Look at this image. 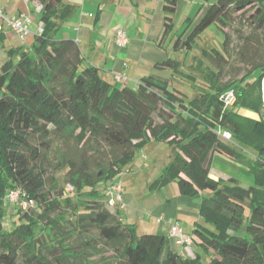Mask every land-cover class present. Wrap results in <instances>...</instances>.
Instances as JSON below:
<instances>
[{
	"label": "trees",
	"instance_id": "obj_1",
	"mask_svg": "<svg viewBox=\"0 0 264 264\" xmlns=\"http://www.w3.org/2000/svg\"><path fill=\"white\" fill-rule=\"evenodd\" d=\"M38 2L42 34H36L29 50L6 51L8 60L0 67V264H88V255L77 253L67 240L76 235L88 246L84 236L92 229L110 247L118 248L117 264H202L199 254L188 258L166 251L163 235H138L106 203L103 193L115 183L113 178L150 141L174 148L152 189L175 183L182 196L210 194L202 197V225L193 231L194 244L209 257L207 264H264V64L253 68L259 69L257 76L252 70L225 86L218 83L219 71H200L202 83L191 99L173 82L175 76L185 81L195 77L190 71L183 73L181 63L171 58L155 65L170 71V79L148 76L136 88L109 83L85 63L73 40L54 39L58 21L70 13L63 0ZM176 5L177 0H165L167 31ZM254 6L264 33V0H202L199 20L195 24L187 20L174 40V51L191 50L196 36L211 25H219L223 32L229 10L244 12ZM215 58L224 57L216 53ZM230 89L236 101L226 107L221 95ZM242 110L256 118L243 115ZM218 130L230 132L231 141H222ZM53 143H73L79 149L80 155L71 152L65 163L74 199L68 192L52 197L46 189L43 161ZM88 153L94 157L96 171L89 169ZM214 155L241 164L254 185L244 187L234 177L212 178ZM11 191H19L20 199L31 201L38 212L35 217L18 216L6 229ZM8 218L14 219L9 211Z\"/></svg>",
	"mask_w": 264,
	"mask_h": 264
},
{
	"label": "crops",
	"instance_id": "obj_2",
	"mask_svg": "<svg viewBox=\"0 0 264 264\" xmlns=\"http://www.w3.org/2000/svg\"><path fill=\"white\" fill-rule=\"evenodd\" d=\"M191 1L177 0L172 28L167 31L163 10L165 0H63L62 5L68 7L70 13L58 21L54 39L73 40L85 63L98 69L109 83H114V75H122L125 80L119 84L130 88H136L148 76L170 79V71L157 69L155 65L172 58L174 40L187 20L194 19V24L199 20L198 9L191 18L195 11ZM0 9L10 17L29 14L32 20L31 34L24 40L7 27L0 31L1 67L8 60L6 51L32 46L36 30L42 24L39 22L41 5L38 0L27 5L21 0H0ZM119 28L126 31L128 42L124 47H118L114 40ZM241 113L256 118L248 111L242 110ZM173 154L174 148L167 143L150 141L143 146L138 151L139 159L135 156L124 168L127 169L126 176L131 177L129 185L122 188V204L116 206L115 211L123 224L134 226L136 233L163 235L166 251L194 258L200 255V247L195 243L191 249L183 251L167 237V231L172 223L179 222L193 236L195 227L202 225L199 215L202 197L210 194L201 192L192 198L182 196L175 183L161 189L151 188ZM210 176L221 180L230 178L214 176L211 168Z\"/></svg>",
	"mask_w": 264,
	"mask_h": 264
},
{
	"label": "rangeland",
	"instance_id": "obj_3",
	"mask_svg": "<svg viewBox=\"0 0 264 264\" xmlns=\"http://www.w3.org/2000/svg\"><path fill=\"white\" fill-rule=\"evenodd\" d=\"M191 3L195 5V11L191 17L194 18L197 9L201 6L202 0H192ZM258 16L259 13L256 12L255 6L246 9L244 12H236L231 9L227 15V24L223 26V32L219 25H211L196 36L195 43L190 51L179 49L172 51L170 54L172 57L171 59L181 63V71L183 73L190 71L192 77H195V81H185L180 80L181 78H179V76H175L176 78L173 84L183 90L188 99H191L197 95L198 92L196 88L202 83L200 71L202 73H205L207 69L210 71H219L218 83L225 86L240 80L250 73L255 66L264 64V33L257 25ZM186 25L187 23H185L178 34H181ZM224 34H226L228 40L226 46L223 44L225 39ZM30 48L31 45L26 47V49ZM216 53H219L224 58H215ZM15 61H17V58H14V62ZM252 73L253 76H257L259 69L253 70ZM231 145H235L236 147V144H233V142H231ZM237 146L236 148L238 150L246 153L248 152L245 147L238 144ZM75 147L73 143L67 146L61 143H53L48 153H46L45 160L43 161L44 177L46 179V189L51 192L52 197H57L68 192L72 199L75 198L72 192L73 187L67 182L68 167L65 165L71 152L74 154L77 153L78 156L80 155L79 149ZM88 154L89 156L87 157H90L88 158L89 169L96 171L94 157L92 153ZM135 156V159L138 160V151ZM85 157L86 155L84 158ZM210 168L214 176L224 175L227 177H235L244 187L254 185V178L243 170L241 164L226 156L214 155ZM126 174L127 169L122 170L121 173L113 178V181L115 183L120 182L122 188L127 187L130 181L129 177L131 176L127 177ZM6 208L7 214L4 217L6 229L8 226L13 225L14 221L17 222L18 216L24 217V215L30 214L35 217L34 214L38 212V208H26L23 207V205L19 207L13 204L12 206H6ZM67 210L68 208H64L63 211ZM8 211L10 214L14 215V219L8 220ZM67 228L72 229L70 225H67ZM137 234L141 235V233ZM84 237L87 239L85 241H88V246L82 245L78 238H76V235L72 238L70 237L71 239L69 238V240H67V244H69L70 247H75L74 249L77 253L84 252L87 254L88 260L86 262H88V264L118 263V248L110 247V244H107V242L99 236L97 230H90L89 234ZM98 249L101 251V254H98ZM164 256L165 252L162 254V258H164ZM200 256L202 264H207L209 262V257L201 251ZM18 257L21 262V252H19ZM82 264L86 263L83 261Z\"/></svg>",
	"mask_w": 264,
	"mask_h": 264
},
{
	"label": "built area",
	"instance_id": "obj_4",
	"mask_svg": "<svg viewBox=\"0 0 264 264\" xmlns=\"http://www.w3.org/2000/svg\"><path fill=\"white\" fill-rule=\"evenodd\" d=\"M21 1L26 5L32 2V0ZM4 27H7L9 30L16 33L21 40H24L31 34L32 20L29 14H23L18 17H10L0 9V31H2ZM42 32L43 27L39 26L36 30V34H42ZM114 40L118 47H124L128 42L126 31L122 28L117 29ZM122 80H125L122 75H114V81L117 83H121ZM261 99L263 103L262 120L264 122V82H262L261 85ZM221 100L226 107H233L236 101L235 91L233 89L225 91L221 95ZM218 136L222 141L227 143H229L232 139L231 133L226 130H218ZM122 191L120 183H113L110 187H108L103 193L107 205L110 207L121 205ZM20 198L19 191H11L7 195V201L11 205H23V207L26 208H31L33 206L31 201L21 200ZM167 237L172 240L176 246L182 248L183 251L190 249L194 243L193 236L190 235L179 222H174L170 225L167 231ZM182 256H185L184 253H182Z\"/></svg>",
	"mask_w": 264,
	"mask_h": 264
}]
</instances>
